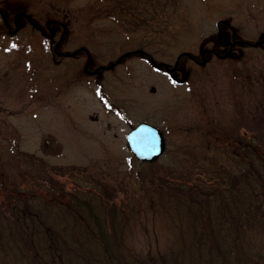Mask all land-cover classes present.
I'll use <instances>...</instances> for the list:
<instances>
[{"label":"rangeland","instance_id":"obj_1","mask_svg":"<svg viewBox=\"0 0 264 264\" xmlns=\"http://www.w3.org/2000/svg\"><path fill=\"white\" fill-rule=\"evenodd\" d=\"M122 1L133 8L121 14ZM0 8L8 18L17 9L39 24L57 21L64 49L87 51L64 67L27 43L38 39L33 32L3 33L0 17V168L20 189L51 185L38 164L22 180L15 145L46 162L63 188L91 177L131 187L142 172L201 178L195 172L233 164L238 136L264 137V0H0ZM53 28L58 38L61 27ZM232 40L225 57L209 52ZM87 56L92 68L112 65L83 75ZM141 121L164 139L151 162L135 158L125 140ZM133 237L143 246L140 230Z\"/></svg>","mask_w":264,"mask_h":264},{"label":"trees","instance_id":"obj_2","mask_svg":"<svg viewBox=\"0 0 264 264\" xmlns=\"http://www.w3.org/2000/svg\"><path fill=\"white\" fill-rule=\"evenodd\" d=\"M236 142L233 164L201 178L142 172L131 187L91 177L68 189L15 145L22 180L38 164L51 186L20 189L0 168V264H264V137Z\"/></svg>","mask_w":264,"mask_h":264},{"label":"flooded vegetation","instance_id":"obj_3","mask_svg":"<svg viewBox=\"0 0 264 264\" xmlns=\"http://www.w3.org/2000/svg\"><path fill=\"white\" fill-rule=\"evenodd\" d=\"M124 4V1H122L121 3V9H120V13L122 14L124 12L125 9H131L133 8L131 5L132 3H129V5H123ZM129 6V7H128ZM4 9H1L0 8V17L2 18L3 20V33L5 32H8V33H14L18 28L20 27H24V30L25 31H29V32H33L34 35L38 38L36 40H33V41H30V42H27L28 44H33L35 45L36 47H40L42 48L41 49V56L47 54L48 52L51 54H53L54 56L56 57H59V62L61 61L62 64H64V60H66V58H72L73 59V62H75L74 59H77V54L83 52V53H87L86 51V47H84L83 45H78V46H66L68 49H64V45L65 43L67 42H63L62 38H63V35H64V31L62 30V27L63 25L62 24H58L57 21H53V20H50V19H46L44 21L43 24H39V23H36L35 21H32L27 13L21 11V10H17V9H14L12 10V17L11 18H8L7 16H5L4 14ZM30 14V13H29ZM31 15V14H30ZM22 18L25 19L26 21V24H19V22L21 20H23ZM53 24L54 25H59L61 27V30H60V35L59 37L57 38H54L55 36V29L53 28ZM24 25V26H23ZM236 41L232 40V42L228 43V45H226V48L224 51H213V50H209V52H213L214 55H216L217 57H221L223 58L224 56H226V53L229 52V50H231L232 45L235 44ZM61 46L63 48H61ZM212 54V53H211ZM48 56V55H47ZM190 58H193V56L191 55H188ZM194 60V58H193ZM200 63L203 62V59L199 61ZM89 63H90V58L87 56V58L85 59V62H84V65L82 67V74L83 75H88V76H92V75H96V74H99L98 72L102 69V68H105V67H108L107 66H97L96 68H92L89 66ZM53 64V63H52ZM75 64V63H74ZM54 65V66H53ZM51 67L52 69H62V68H59L58 67V64H53ZM67 65V62H65L64 64V67ZM34 68H35V65H34ZM42 69H46V67L44 66H41ZM73 74H74V70L77 68H75L73 66ZM32 69V66L30 65L27 70L30 71ZM170 69H173V66L172 68ZM26 70V69H25ZM26 71H24L25 73ZM23 73V74H24ZM27 73V72H26ZM4 82L6 83L7 81V78L9 77V74H7L6 72L4 73ZM24 76V75H23ZM23 76H20V77H23ZM26 76V75H25ZM47 78V77H46ZM54 78V76H53ZM76 80L78 79L77 77H75ZM153 87V86H151ZM7 89H9V86L7 85ZM154 91V90H153ZM20 95V94H19ZM93 117V116H92Z\"/></svg>","mask_w":264,"mask_h":264},{"label":"water","instance_id":"obj_4","mask_svg":"<svg viewBox=\"0 0 264 264\" xmlns=\"http://www.w3.org/2000/svg\"><path fill=\"white\" fill-rule=\"evenodd\" d=\"M151 90L153 91L154 87H151ZM125 139L131 153L140 161L155 160L162 154L165 147L161 131L145 121L131 127Z\"/></svg>","mask_w":264,"mask_h":264}]
</instances>
